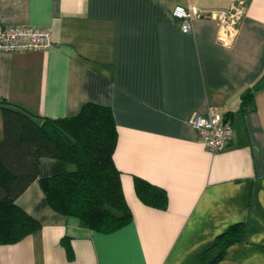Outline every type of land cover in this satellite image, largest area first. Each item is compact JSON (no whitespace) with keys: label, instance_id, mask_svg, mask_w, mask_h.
I'll use <instances>...</instances> for the list:
<instances>
[{"label":"crops","instance_id":"obj_1","mask_svg":"<svg viewBox=\"0 0 264 264\" xmlns=\"http://www.w3.org/2000/svg\"><path fill=\"white\" fill-rule=\"evenodd\" d=\"M235 1L0 0L1 23L53 30L51 48L0 50V100L51 118L88 101L108 105L132 215L113 231L93 230L52 208L35 179L15 201L39 228L0 244V264H264V0H247L228 46L213 18H194L184 33L172 14ZM209 105L231 122L217 152L189 122ZM66 168L41 157L37 177ZM137 176L165 190L166 207L140 200ZM233 225L240 231L222 245Z\"/></svg>","mask_w":264,"mask_h":264},{"label":"trees","instance_id":"obj_2","mask_svg":"<svg viewBox=\"0 0 264 264\" xmlns=\"http://www.w3.org/2000/svg\"><path fill=\"white\" fill-rule=\"evenodd\" d=\"M0 114V244L16 242L39 228L15 201L35 179L52 208L76 217L83 226L110 232L131 220L113 162L117 130L108 105L88 101L74 114L51 118L0 100ZM41 157L58 158L67 168L37 177ZM134 188L143 203L166 207L163 188L138 176ZM238 231L239 225H233L217 241L227 244Z\"/></svg>","mask_w":264,"mask_h":264},{"label":"built area","instance_id":"obj_3","mask_svg":"<svg viewBox=\"0 0 264 264\" xmlns=\"http://www.w3.org/2000/svg\"><path fill=\"white\" fill-rule=\"evenodd\" d=\"M247 0H237L225 9H202L195 5H176L172 14L178 20L184 33L192 29V20L210 17L217 23V40L230 45L238 30ZM52 27L42 25H7L0 22L1 51H31L48 49L53 46ZM190 124L195 128L200 140L212 152L223 150L232 136L231 122L216 105H209L204 114L192 112Z\"/></svg>","mask_w":264,"mask_h":264},{"label":"rangeland","instance_id":"obj_4","mask_svg":"<svg viewBox=\"0 0 264 264\" xmlns=\"http://www.w3.org/2000/svg\"><path fill=\"white\" fill-rule=\"evenodd\" d=\"M2 136V133H1V131H0V137Z\"/></svg>","mask_w":264,"mask_h":264}]
</instances>
